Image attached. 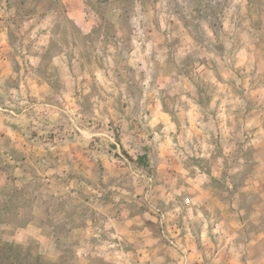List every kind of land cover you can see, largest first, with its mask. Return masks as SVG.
Masks as SVG:
<instances>
[{"label":"rangeland","instance_id":"1","mask_svg":"<svg viewBox=\"0 0 264 264\" xmlns=\"http://www.w3.org/2000/svg\"><path fill=\"white\" fill-rule=\"evenodd\" d=\"M0 264H264V0H0Z\"/></svg>","mask_w":264,"mask_h":264},{"label":"trees","instance_id":"2","mask_svg":"<svg viewBox=\"0 0 264 264\" xmlns=\"http://www.w3.org/2000/svg\"><path fill=\"white\" fill-rule=\"evenodd\" d=\"M107 1V0H106Z\"/></svg>","mask_w":264,"mask_h":264}]
</instances>
